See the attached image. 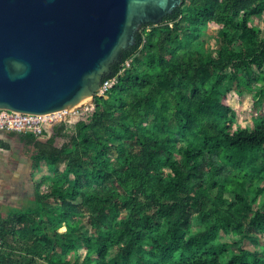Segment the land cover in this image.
<instances>
[{
	"label": "trees",
	"instance_id": "1",
	"mask_svg": "<svg viewBox=\"0 0 264 264\" xmlns=\"http://www.w3.org/2000/svg\"><path fill=\"white\" fill-rule=\"evenodd\" d=\"M262 16L264 0H183L139 28L88 120L20 134L33 204L0 217V264H264V112L243 126L230 103L264 104Z\"/></svg>",
	"mask_w": 264,
	"mask_h": 264
},
{
	"label": "water",
	"instance_id": "2",
	"mask_svg": "<svg viewBox=\"0 0 264 264\" xmlns=\"http://www.w3.org/2000/svg\"><path fill=\"white\" fill-rule=\"evenodd\" d=\"M182 1L0 0V109L44 114L93 102L139 28Z\"/></svg>",
	"mask_w": 264,
	"mask_h": 264
},
{
	"label": "rangeland",
	"instance_id": "3",
	"mask_svg": "<svg viewBox=\"0 0 264 264\" xmlns=\"http://www.w3.org/2000/svg\"><path fill=\"white\" fill-rule=\"evenodd\" d=\"M255 25L260 27L264 32V17H259L253 22ZM216 27L212 26L208 31V40L212 45H216ZM230 103L234 108L235 112L238 113V118L241 120V125L250 126L251 121L255 115L259 112H264V104L259 107L257 110L254 109V101H253V93H245L243 96L238 97L234 91L231 92ZM6 134H14L13 132H5ZM1 140V138H0ZM46 140V139H43ZM64 139H58L57 145L62 146L64 143ZM30 148L29 156L35 153L36 150L32 148V145H27ZM5 152L3 148H0V154ZM31 159V158H30ZM64 163L61 161L59 163L60 167H63ZM33 166V162H32ZM47 173V169L42 170ZM31 172H34L33 167L30 169V179ZM36 173H39L36 170ZM27 178L25 173H22L21 170L17 169L16 166L5 165L0 162V217L5 218L10 214L19 213L26 210L28 207L33 204V192H34V183L33 180ZM229 198V196H227ZM233 198V197H232ZM264 197H261L258 203L254 206L255 214L256 210L259 208H263ZM198 224V222L196 223ZM89 226L86 222V227ZM61 232L65 231V227L61 228ZM252 234H254L260 241L261 244H264V234L259 233L255 229L251 230ZM224 235V233H221ZM254 241H246L244 244L245 248H254Z\"/></svg>",
	"mask_w": 264,
	"mask_h": 264
},
{
	"label": "built area",
	"instance_id": "4",
	"mask_svg": "<svg viewBox=\"0 0 264 264\" xmlns=\"http://www.w3.org/2000/svg\"><path fill=\"white\" fill-rule=\"evenodd\" d=\"M130 65V61L125 62L120 73L105 80L95 96L107 98V91L118 82L119 77L125 74V71ZM94 111L95 103L90 99L71 108H64L44 114L23 113L8 109H0V131L18 134H33L41 140H47L53 135L51 132L53 127L56 128L58 125L65 124L67 128L66 131H70L77 122L88 120Z\"/></svg>",
	"mask_w": 264,
	"mask_h": 264
},
{
	"label": "crops",
	"instance_id": "5",
	"mask_svg": "<svg viewBox=\"0 0 264 264\" xmlns=\"http://www.w3.org/2000/svg\"><path fill=\"white\" fill-rule=\"evenodd\" d=\"M5 132L7 131H0V148L5 150V152L0 154V162L5 165L16 166L17 169L25 173L27 178L30 179L33 153L28 157L30 148L27 145L29 144L23 140L20 134L14 132V134H6ZM33 149L35 150V148H32L31 151Z\"/></svg>",
	"mask_w": 264,
	"mask_h": 264
},
{
	"label": "bare ground",
	"instance_id": "6",
	"mask_svg": "<svg viewBox=\"0 0 264 264\" xmlns=\"http://www.w3.org/2000/svg\"><path fill=\"white\" fill-rule=\"evenodd\" d=\"M85 100H87V99L82 100V102L85 101Z\"/></svg>",
	"mask_w": 264,
	"mask_h": 264
}]
</instances>
